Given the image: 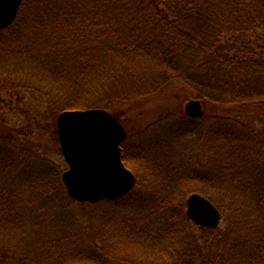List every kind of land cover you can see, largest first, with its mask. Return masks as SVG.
<instances>
[{
	"label": "trees",
	"instance_id": "obj_1",
	"mask_svg": "<svg viewBox=\"0 0 264 264\" xmlns=\"http://www.w3.org/2000/svg\"><path fill=\"white\" fill-rule=\"evenodd\" d=\"M21 21H29L20 24L24 29L23 41L19 45L11 44L2 35H10L9 31H13ZM35 37L41 40L40 44L45 42L43 47L51 48L53 53L47 50L50 56H46L44 49L36 48L39 41H35ZM0 50L11 54L6 59L18 60L15 63L3 61L5 56L0 55V71L6 70L7 66L11 68L10 72L22 70L25 75L12 86L3 82L7 86H0V91L13 90L17 86L23 90L30 89L32 68L29 67L33 66L37 78L35 90L48 98L50 104L56 103L52 109L55 117L64 110L107 108L114 112L116 103L134 98V95L119 93L115 79L121 75H127L132 84L143 76L151 77L149 90L135 97L181 83L191 87L197 98L208 105L264 104V0H24L15 22L0 30ZM117 117L121 120L120 116ZM186 119L197 120L187 116ZM224 119L219 120L223 122L219 129L214 130L217 141L214 175L210 171L207 174L212 178L208 181L197 179L200 184L207 182L206 185L214 189L212 180L223 194L228 195L232 190L228 183L240 182L239 176L248 180L250 185H256L260 177L249 161L246 144L242 145L243 141H248L245 131L241 129L239 133L232 120ZM189 131L196 134L195 128ZM257 134L263 136L260 132ZM15 141L13 147L6 151L26 154V147ZM125 143L123 160L130 167L125 159ZM0 162L9 167L22 165L14 158L5 160L3 156ZM132 171L137 174L135 169ZM59 173V169H51L50 177L55 181L51 192L49 190L40 196L42 191H36L41 209L51 215L53 212H66L64 207L73 204H90L79 203L69 197L63 182L56 180ZM233 175L239 179H234ZM140 185L142 182L120 199L101 202L110 206L108 211L129 208L142 199L140 190H136ZM253 189L257 194L260 188ZM3 190L4 187L0 188V196L4 194ZM195 191L214 202L212 195L204 190ZM252 199L264 205V194H257V198ZM237 201L233 203L237 204ZM177 205L180 207L178 210L164 205L166 220L171 223L161 237L153 232L151 247H164L176 259L173 264H243L240 259L225 256L228 252L229 255L234 253L232 247L240 246L238 241L234 243L232 239L228 243L229 235L225 231H217L218 228L201 227V234L195 235L189 225L184 202L179 200ZM222 207L226 208L223 204ZM0 208L6 211L4 215L7 216L9 207L0 204ZM9 219H5L8 220L5 223L2 219L0 229L11 222ZM55 221L58 227L64 228L62 216H56ZM241 221H246L249 230L240 233L248 239L249 234L255 231L257 218L250 220V217H245ZM22 224L26 228L32 226L24 220ZM133 228L131 236L134 237L139 236L143 229L138 222ZM86 235L90 245L85 244L86 238L82 242L80 234L73 235L70 243L78 242L76 247L62 241L65 238L69 240V234L58 235L54 239L41 238L45 240H40V247L32 236L19 235L17 240L23 241L25 247L16 250L0 244V264H81L98 259H102L104 264H141L147 260L143 256L155 259V256L146 255L147 250L141 258L133 255L117 257L112 247H92L97 243L96 235ZM115 238L116 244L120 243L116 234ZM54 243L65 246L53 247ZM203 247H207L209 252L206 253Z\"/></svg>",
	"mask_w": 264,
	"mask_h": 264
},
{
	"label": "rangeland",
	"instance_id": "obj_2",
	"mask_svg": "<svg viewBox=\"0 0 264 264\" xmlns=\"http://www.w3.org/2000/svg\"><path fill=\"white\" fill-rule=\"evenodd\" d=\"M23 22L29 21H21L13 31H9L10 35H2V37L9 43L12 42L11 44L19 45L23 41L24 29L20 26ZM34 40L39 41L36 48L44 49L43 52L49 50V53H53L51 48L43 47L45 42L40 44L41 40L36 37ZM3 50H0V55L5 56L3 61H14V63L18 61L6 59L11 54ZM50 55L46 53V56ZM29 68H32L31 76L29 75L31 83L28 84L30 89L23 90L17 86L13 90L0 91V152H2L0 158L2 156L5 160L14 158L18 163H22L19 166L9 167L4 162H0L2 164L0 165V188H5L4 194L0 196V204L9 207L7 216L4 215L6 211L0 208V222L2 223V219L4 223L8 221L5 219L10 218L11 220L9 224H6L7 226L4 225L0 229L1 245L15 247L19 250L25 246L23 241L17 240V237L30 235L40 247L41 238L54 239L58 235L69 234V240L65 238L62 241L68 243L66 245L76 247L79 245L78 242L70 243L73 235L77 233L83 236V242L88 233L90 236L96 235L97 243L92 244V247H112L117 257L124 255L132 257L133 255V257L141 258V254L147 250L146 255L155 256V259L150 260L147 256H143L147 260L141 264H173L175 263L173 260L176 259L172 258L164 247L161 248L162 246L157 243V247H151L150 236L153 232H157L161 237L163 230L166 231L167 226H170L171 222L166 220L168 217L163 211L164 205L178 210L180 207L177 202L180 200L184 202L186 212L188 196L193 192H198L195 190H204L206 194L212 195V200L216 202L219 206L216 207L221 211L222 217L217 231H225L226 235H229L228 243L232 242V239L235 240L234 243L237 241L240 243V246L232 247L234 253L225 254L226 258L231 256L232 259H240L243 264H264L262 256L264 254L262 251L264 250V205H259L256 199H252V197L257 198V194L258 196L264 194V104L208 105L202 101L204 115L197 120L190 121L186 119L185 105L188 101L197 99L191 87L176 83L169 88L164 87L159 91L135 97L138 93H146L149 90L151 77L143 76L132 84L128 81L127 75L116 76L119 93L134 95L131 100H124L112 106H114L113 113L121 117L128 132V138L125 141V159L127 164L137 171L135 187L138 186V182H142V185L136 189L140 190L142 199L129 208L119 207L113 211H108L110 206L100 201L86 205L73 204L70 207H64L66 212L59 214L53 212L49 215L41 209L40 197L36 191L37 193L42 191L40 196L49 190L51 192V187L55 184L50 177L51 169L60 170L59 178H56L59 183L62 181V171L68 165L59 143L58 115L55 117L52 112L56 103L50 104L48 98L45 99L35 90L37 78L33 66ZM10 70L11 68L6 66V70L0 71V86L4 88L7 86L4 83L12 86V83L17 84L25 77L22 70H17L18 72H12L13 70L10 72ZM221 118H225V121L232 120L238 127L239 133L241 129L245 131L248 141H243L242 145L246 144L249 152L246 150L245 152L249 155V161L260 177L256 185H250L248 180L239 176L240 182L228 183L232 190L228 195L226 194L227 196L212 180L211 183L215 185H212L214 189L207 186V182L200 184V180L197 179L208 181L212 178L207 174L210 171L214 175L215 148H217L214 130L216 131L217 127L219 129L221 126L223 122V120L219 121ZM194 128L196 134H191L189 130ZM258 132L263 136L257 134ZM13 140L21 142L26 147L27 155H23L20 151L11 153L6 151L13 147ZM260 171H262L261 175ZM38 177L41 178L38 179ZM233 177L239 179L234 175ZM254 187L260 188L257 189V194ZM237 199V204H234L233 202ZM222 204L226 207L225 209ZM246 210L250 213L247 214ZM232 213L233 218H231ZM55 215L62 216L64 228L57 226ZM245 217H250V220L257 218L255 231L249 234L248 239L240 233V231L249 230L246 221H241ZM23 220L28 221L32 226L26 228L22 224ZM136 222L142 224L143 229L139 231V236L134 237L131 235ZM17 224L18 226H15ZM189 225L195 235L201 234L200 226L192 221ZM123 232L125 234H122ZM115 234L120 239V243L116 244ZM136 238L139 239L135 240ZM45 239L42 241L44 242ZM84 241L86 245H90L89 237ZM58 245L54 243L53 247L65 246ZM203 248L207 250L206 253L209 252L207 247ZM98 260L96 262L86 260L81 264H104L102 259Z\"/></svg>",
	"mask_w": 264,
	"mask_h": 264
},
{
	"label": "water",
	"instance_id": "obj_3",
	"mask_svg": "<svg viewBox=\"0 0 264 264\" xmlns=\"http://www.w3.org/2000/svg\"><path fill=\"white\" fill-rule=\"evenodd\" d=\"M23 0H0V30L16 19ZM189 117L200 118L199 99L185 105ZM58 135L68 168L62 173L68 195L78 202L121 198L136 185L137 177L122 158L127 132L112 112L103 108L64 110L57 117ZM187 216L202 227L216 228L221 211L204 195L191 193Z\"/></svg>",
	"mask_w": 264,
	"mask_h": 264
},
{
	"label": "flooded vegetation",
	"instance_id": "obj_4",
	"mask_svg": "<svg viewBox=\"0 0 264 264\" xmlns=\"http://www.w3.org/2000/svg\"><path fill=\"white\" fill-rule=\"evenodd\" d=\"M126 141V140H125ZM125 141L121 144L122 146V155H123V144L125 143ZM191 221V220H190Z\"/></svg>",
	"mask_w": 264,
	"mask_h": 264
}]
</instances>
